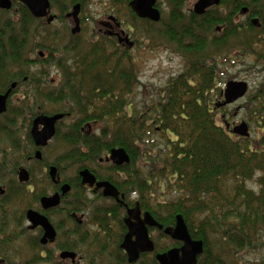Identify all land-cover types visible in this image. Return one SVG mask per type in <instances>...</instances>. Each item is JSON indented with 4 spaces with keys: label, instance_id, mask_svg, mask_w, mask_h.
Wrapping results in <instances>:
<instances>
[{
    "label": "trees",
    "instance_id": "trees-1",
    "mask_svg": "<svg viewBox=\"0 0 264 264\" xmlns=\"http://www.w3.org/2000/svg\"><path fill=\"white\" fill-rule=\"evenodd\" d=\"M110 1L111 11L119 10L118 16L126 18L120 17L123 25L133 27L134 37L146 40L148 51L173 45L172 49L185 59V69L164 87L156 107L137 111L130 97L140 71L132 49L121 47L115 39L104 38L103 43L111 48L93 46L86 54L75 51L77 63L83 65L72 75L67 63L56 61L52 49L42 46L52 54L48 67L61 68L65 80L64 86L49 98L64 106L52 113L79 116L73 123L72 134L68 132L63 137L71 154L68 159L74 165L89 167L111 150L123 148L131 162L113 167L121 175H114L118 182L111 178L109 181L123 191H134L141 208L165 228L175 226L177 216H183L192 237L205 245L198 264H235L228 262L226 256L234 259L241 252L255 249L264 236V82L241 109L244 121L256 126L255 138L233 134L236 125L231 124V119L237 110L217 105L224 101L220 63L234 62L233 58H221L219 54L232 39H237L235 44L245 47L244 52L249 55L264 43V25L260 29L236 23L239 12L249 4L251 17L258 16L264 9L263 0H222L221 7L202 16L186 10L189 0H166V17L158 24L138 18L129 7L131 0ZM45 26L49 27L44 23L42 27ZM217 27H222L221 33L216 31ZM0 32L3 38L5 33ZM12 35L6 45L3 39L0 44V81L4 83L17 73L28 74L24 69L11 73V66L31 63L25 50L35 33H29L28 28L21 39ZM256 40L258 43L252 46ZM259 56L262 59L257 61H264ZM97 68L103 70V80L95 74ZM84 84L86 89L92 87V94H83ZM100 122L105 124L98 133L81 131L87 123ZM154 135L160 136L163 150L159 151ZM257 176L258 190L249 186ZM168 196L172 199L166 201ZM103 231L108 232L105 226ZM214 237L222 245L216 254L209 242ZM165 238L173 245L171 248L179 246ZM155 243L156 253L169 250ZM153 264H158L155 257Z\"/></svg>",
    "mask_w": 264,
    "mask_h": 264
},
{
    "label": "flooded vegetation",
    "instance_id": "flooded-vegetation-1",
    "mask_svg": "<svg viewBox=\"0 0 264 264\" xmlns=\"http://www.w3.org/2000/svg\"><path fill=\"white\" fill-rule=\"evenodd\" d=\"M133 0L129 2V7L131 8L130 4ZM199 0L196 1V3ZM11 4L10 9H4L0 7V19L4 17L11 16L14 18L21 19L19 21V26L21 27L23 33H25L29 28V33H32V29L34 25L33 23H39V26L44 25L46 23L48 26H53L57 23L61 18H65L66 21L72 19L73 23L75 24L74 18L71 16L73 14L74 8L76 6H80V13H79V20H80V32L77 34H73V29L71 33L73 36H77L82 32V25H85L86 18L83 16V2H78L74 4L71 11L70 9L67 10L66 5L61 6L60 8L64 9L63 11H58V13L53 14V7H52V0H50L51 4V15L55 17L52 23L48 22L50 16L46 18H36L28 6L22 3L20 0H9ZM85 2V0H84ZM222 2V0H221ZM166 3V0H157L156 8L161 12L162 11V4ZM195 3V4H196ZM86 4V3H85ZM191 11L194 12V7ZM264 4V0H263ZM221 7V3L218 6H213L212 8L208 9L207 11L214 10L215 8ZM132 9V8H131ZM118 11L116 10V14L110 15L107 21H103L100 26L101 28L98 29L99 36L102 38H109L115 39L116 43L121 47H126L129 49H133L136 46L137 42H134L132 37V33L134 31L133 27L128 28L127 26L123 25L122 15L118 16ZM133 11V10H132ZM206 11V12H207ZM205 12V13H206ZM135 13V12H134ZM195 13V12H194ZM136 14V13H135ZM196 14V13H195ZM64 15V16H63ZM198 15V14H196ZM204 15V14H203ZM252 15V7L250 4L248 6H244L242 10L239 12L238 19L240 17L247 18L245 24L252 25L256 28H263L264 25V9L259 11L258 16L251 17ZM137 16V14H136ZM202 16V15H198ZM121 17V18H120ZM138 17V16H137ZM139 18V17H138ZM141 19V18H140ZM163 19V17H162ZM161 19V20H162ZM150 21L152 23L158 24L148 19H143ZM254 20H258V23H254ZM1 26V25H0ZM8 25H3L0 27V30L3 33H7L5 31ZM31 26V27H30ZM36 29V28H35ZM220 29V30H218ZM264 29V28H263ZM216 31L218 33L222 32V27H217ZM35 33V38L37 37V32ZM32 37V36H31ZM128 38L129 42L133 43V47H129L128 42L126 39ZM2 35L0 32V44L2 41ZM39 59H30L31 66L38 67V60L41 62L43 58V53H39ZM55 67V66H54ZM55 69V68H54ZM56 78H51L49 87L51 85L56 86L58 79H61V73H56ZM50 76H52L50 74ZM48 75H33L31 73H17L14 79H10L8 83H4L3 80L0 81V96H5L8 94L6 100V110L4 113L0 114V122L2 126L11 127L17 126L23 127L25 130V138H23L22 148L24 149L23 152L20 153V161H16L14 171L10 177L9 175L5 176L8 181H5V178H1L0 176V210L4 212V214L8 215L10 212L13 213V216L20 221V229L19 235L21 238L26 236H32L35 238L33 245L31 247L36 250L38 257L36 260L48 259L52 258V256L56 257V252H58V256L60 262L63 263H70V264H80L81 258H79V253L75 252L76 250H72L71 248H76L77 245L70 241V237L72 235H78L81 241L84 235L81 231L86 229L88 232H91L89 227L91 226L90 222H93L97 225V227L102 229L103 226L106 227L108 232H104L108 240L114 243V250L116 254L121 255L122 262L125 264H140L143 260L149 264L152 262L154 257L159 253H143L140 255V258L135 263H130L127 252L122 249V244L125 240L126 235L129 232V228L126 224V219L129 217V210L135 209L139 206L141 210V217L144 218L146 213H149L151 216L152 214L141 208L140 203L137 201L138 196L134 191L126 192L124 189H119L115 184L109 181V178L114 179V175L118 174L120 176V172L116 173L113 171V167H122L114 165L112 162H106L107 157L110 156V151L108 154L99 157L93 164L89 165V167H85L96 179V183L93 187L89 184H85L83 182V177L81 176V170H74L69 164H60L63 161V158L60 157L57 161L52 162L48 161V150L53 144V142L61 137V130L64 128L65 124L69 127V133L72 134L73 132V125L70 122H66L71 117V114L68 113H52L46 109L45 103H52L49 101L50 97L55 95L56 90L50 89H43L42 86L45 81L49 78ZM3 82V83H2ZM51 112V113H50ZM56 115H65V118L60 119L56 122L55 125V136L48 142L46 146H38L34 137H33V129L35 128V122L38 118L42 116L47 117H54ZM66 122V123H65ZM1 124V123H0ZM93 125H98L94 123ZM89 128L90 132H92L91 125H84ZM39 132L44 129L42 124L38 125ZM81 131H85V127H82ZM65 136V135H64ZM63 140V139H62ZM40 154V157H39ZM6 157V156H5ZM22 159V160H21ZM15 161V160H14ZM56 169L55 176L52 175V170ZM74 170V176L68 177V172ZM22 172H25V176H23V181L21 180L20 175ZM44 179V182H42ZM119 180H115L114 182H118ZM102 182H109L111 183L119 192V200L117 201L115 198L106 197L104 196V188L97 189V184ZM68 186L69 189L64 192V187ZM88 194L95 197V199L104 200L105 203L110 204V206L106 207H98L97 214L91 212L92 209L89 206L95 205V202L89 201L87 198ZM55 196L59 197V204L57 206H52L49 208H45L43 204L44 199H51ZM153 203L150 204L152 207ZM68 206V207H67ZM89 207V208H88ZM66 208L69 210L65 211ZM11 210V211H10ZM35 212L41 216H44L48 219L49 223L53 227L56 237L53 242L48 240L46 244H43L42 241L45 237L46 230L43 226L38 225L35 228L33 227V223L29 220L28 214L29 212ZM66 213L67 220V230L62 234L63 229L65 228V224L59 223L56 221V218L59 214ZM91 213V216H90ZM153 217V216H152ZM154 218V217H153ZM112 223H115V226L118 230V235H113L111 232L113 230ZM160 224V223H159ZM9 223H3V226L0 224V236L5 234L6 228H8ZM93 225V224H92ZM161 225V224H160ZM176 225V224H175ZM163 226V225H162ZM164 227V226H163ZM174 227V226H173ZM169 228V227H166ZM164 227V229H166ZM149 229V235L151 239L154 241L152 236V231H157L163 237H168L164 234V230H159L158 228H151ZM102 233V232H101ZM62 235V236H61ZM92 233L90 234V236ZM94 239L101 240L103 237L100 233L93 235ZM64 237L67 242L60 243L61 238ZM86 237V236H85ZM115 237V241H111ZM170 238V237H168ZM135 239V238H134ZM109 242V243H110ZM67 243V244H66ZM107 243V245H109ZM179 243V248L182 246V243ZM66 244V245H65ZM155 250H156V243ZM106 245V246H107ZM169 251V250H168ZM65 252H70L76 254V258L73 261L72 259H62L61 254ZM164 253V252H160ZM114 254V252H113ZM200 259V257H199ZM198 259V263H199ZM56 264L55 262H53ZM158 263V262H157ZM0 264H6L5 259H1L0 257ZM159 264V263H158Z\"/></svg>",
    "mask_w": 264,
    "mask_h": 264
},
{
    "label": "rangeland",
    "instance_id": "rangeland-1",
    "mask_svg": "<svg viewBox=\"0 0 264 264\" xmlns=\"http://www.w3.org/2000/svg\"><path fill=\"white\" fill-rule=\"evenodd\" d=\"M196 1L197 0H189L188 5H186V10L191 11ZM72 2H76V4L78 2H83V5H85L83 8V16L86 18V23L85 25H82V32L77 36L72 35L71 30L75 27L72 19H69L67 21L65 20V18H63L62 20L60 19L53 26L49 27H42L38 25L39 23H33L34 25H32V33L37 32V37L35 38L34 36H32L29 38L28 48H26L25 50V56H28L29 59H39V53H43L42 59H44L45 61L41 60L40 62L38 60V67L31 66L30 64L28 66H23L22 64L11 66V73H17L19 71H22L23 69L27 73H31L33 75H39L41 73L44 75H48L49 73V79L45 81L46 83L43 84L42 88L57 91L64 86L65 80H63L64 77L61 73V68H59L58 66H50V68L48 67L47 60H50V55L54 54V59L59 62L63 61L62 63H64V65L67 63L70 74L74 75L77 73L76 70L78 69V67L80 65H83V63H77L79 59H77L75 51L86 54L89 49H93V46H99L101 48L105 47L107 49L111 48V46L103 43L104 37L101 38L98 32V29L101 28L100 24L103 21H107L110 15L116 14V12L113 13L111 11V1L87 0V4H85L83 0H52V3L56 4L55 8L52 9L53 14L58 13V11H60L59 7L65 5L67 10L70 9L69 11H71L72 7L74 6ZM117 8H119V6ZM161 8L164 12L162 17L165 18V14L167 13V4L163 3ZM122 19L126 20L125 17H123ZM246 19L247 18L245 17H240L236 20V23L243 25L245 24ZM20 20L21 19L19 18L12 17V15L0 19L1 26L8 25L5 29L7 33L5 32V36L3 37L4 45H6L9 38L11 37L10 35L12 34V36L14 37L20 39L22 38L23 32L22 30H20L21 27L19 26ZM131 38L134 42H137L135 48L131 50V54L133 55V57L139 60L137 61V59H135V61L138 63L137 66L140 72L138 73L137 86L132 91V97H130V101L135 110L144 111L157 106L160 101V94L162 93L164 87L173 77L179 75L184 71L186 64L183 56L180 55L179 52H176L172 49L173 45H171L170 48H157L154 51H150V49L148 48V51L147 48H145L146 40H144L143 37L139 39L132 35ZM262 38L264 39V33L262 34ZM156 39L157 38H155L154 40ZM248 39H246L245 42ZM236 40L237 39H232V43L229 44L227 48L223 49L219 54L221 58H233L232 62H234V64L227 63L223 65L220 63L221 67H219V69L224 74L222 79L223 84L220 85L222 88H224L225 84L230 81H242L247 82L250 85L247 96L228 107L229 111L237 110V113L235 114L233 119H231V124H235L236 126H238L242 122L247 123L246 121H244L245 113L241 109L244 105L249 103V99L254 96V94L260 89L259 87L264 82V61H257L262 59L259 55L264 57V43L257 45L256 51L252 52V55H249L244 52L245 47L235 44ZM166 42L167 44H170L168 41ZM255 43H258L257 40L254 41L252 46H254ZM42 46L50 47L53 53L51 54L50 51L41 48ZM66 48H69V50H66ZM48 68L49 72H47ZM56 73H61V79H58V81H56V86L53 87V85H51L49 87L48 85L51 83L50 80L51 78H56ZM50 74L52 76H50ZM95 74L99 75L103 80V76H101L103 75V70H101V68H97V73ZM86 86L87 85L84 84L83 88L84 90H86V92L84 91L83 94H92V92H89L92 87L90 86L86 89ZM45 104H47L46 109L51 112L61 110V108L64 106V103L48 102ZM78 118L79 116L74 113L73 116L69 118L71 120H67L66 122H70L71 124H73L74 121L78 120ZM0 123V176L1 178L4 177L5 181H8L5 176L9 175L8 177H10L12 175L15 167V164L13 163L16 161H20V153L24 151V149L22 148V143L23 138H25V130L19 125L4 128V126H2L3 122ZM103 124L105 123L100 122L98 125L87 123L85 125H91V130L98 133L103 127ZM248 125L250 129L249 138L254 139L256 135V126H250V124ZM84 127L86 130L89 129L86 126ZM68 132L69 127H67V125L65 124L64 128L61 130V137L57 138L48 150V161L55 162L62 156L64 152L68 151V146H65L62 140L64 135H66ZM153 139L156 142L159 151L163 150L164 143L161 140L160 136L154 135ZM73 172L74 170L68 172L67 176L73 177ZM258 178L259 176L249 182V186L251 188L258 190ZM42 182H44V179ZM87 198L89 199V201L95 202V205L89 206L92 208L90 210L94 214L98 213L96 210L98 207L110 206V204L105 203L103 199L96 200L95 197L90 194H88ZM169 199H172V196L165 197L166 201H168ZM67 210H69V208L65 209V211ZM66 215V213H62L59 214L56 218L57 222L66 225L62 231V234L65 232V230H67V222H64L67 220ZM5 222L9 223V225L8 228H6L5 234H2L0 236V257L1 259L6 260V264H54L53 262H55L56 264H65L63 262H60L59 257H57L59 254L58 252H56L55 254L56 257L52 256V258L42 259L39 261L38 259L36 260V257H38L37 252L33 247H31L35 238L30 235L23 238L18 236L20 221H18L13 216L12 212H10V214L8 215H5L4 212L0 210L1 226H3V223ZM90 223L91 226L89 227V229L91 232H88L86 229L81 231L84 235V242L79 239L78 235H72V237H70V241H73L72 243L77 245V250L75 252L79 253V258H81V260L79 261L80 264H125L124 262H122V260H119L121 259V255L116 254L115 250L113 249L114 243L108 240V238L106 237L107 233L105 235L104 231H102V229L99 230L95 223ZM112 226L114 232L112 231L111 233L113 235H118V230L115 226V223H112ZM91 233L92 235L90 236ZM98 233H100L103 237L105 236V238H101L100 241L94 239L93 235ZM151 234L154 238V241H157L160 247H167L170 249L173 246L168 239L163 237L157 231H152ZM217 238L218 237H214L209 240L212 252L214 254L219 253V249L222 246ZM67 240L68 239L62 237L60 243L63 244L64 241L67 242ZM111 241H115V237ZM107 243H109V245H107ZM257 246L254 247L255 249H249L243 253L241 252L235 255L234 259H232V257L226 256V260L228 262H230L231 260V262L235 264H264V236L262 242ZM145 263L147 262L143 260L140 264ZM66 264L70 263L67 262ZM149 264H152V262H149Z\"/></svg>",
    "mask_w": 264,
    "mask_h": 264
},
{
    "label": "water",
    "instance_id": "water-1",
    "mask_svg": "<svg viewBox=\"0 0 264 264\" xmlns=\"http://www.w3.org/2000/svg\"><path fill=\"white\" fill-rule=\"evenodd\" d=\"M26 4L36 18H46L48 16V22L52 23L55 19L51 15V4L50 0H20ZM157 0H133L130 4L132 10L141 19H148L153 22H160L162 19L161 12L156 8ZM221 0H199L194 7V12L198 15H203L205 12L213 6L220 5ZM0 7L4 9H10L11 4L9 0H0ZM80 6L74 8L73 14L71 15L75 20V27L73 34L80 32V20H79ZM254 23H258V20H254ZM220 30V29H218ZM129 47H133V43L126 39ZM249 84L247 82L230 81L226 84L225 89L222 93L224 101L217 105V108L230 106L237 103L239 100L245 98L249 92ZM8 94L0 96V114L6 110V100ZM65 118V115H56L54 117L42 116L35 122V128L33 129V137L38 146H46L50 140L55 136V125L60 119ZM42 124L44 129L39 132L38 125ZM232 133L243 138H249V126L247 123L242 122L240 125L235 126L232 129ZM40 157V154H39ZM131 161L129 154L123 148L113 149L110 152V156L107 157L106 162H112L114 165L121 166L129 164ZM56 169L52 170L53 177L55 176ZM25 172L20 175L23 181ZM83 182L93 187L96 183L95 177L88 171L85 170L81 173ZM104 188V196L115 198L119 200L118 190L109 182H102L97 184V189ZM69 189L68 186L64 187V192ZM43 204L45 208L57 206L59 204V197L55 196L51 199H44ZM29 220L34 224L32 228L41 225L46 230L45 237L42 241L46 244L48 240L54 241L56 233L49 223L48 219L35 212L30 211L28 214ZM126 224L129 228V232L125 237L122 244L129 258L130 263H135L143 253H154L155 244L149 235V229L158 228L164 230V234L170 237L172 240L182 243L179 248H173L167 252L159 253L156 255V260L159 264H198V259L204 254V242L202 240H195L189 232L188 226L183 216L178 215L176 218V225L164 229L149 213L141 217V210L137 206L133 210H129V217L126 219ZM135 238V239H134ZM62 259L76 258V254L65 252L61 254Z\"/></svg>",
    "mask_w": 264,
    "mask_h": 264
},
{
    "label": "bare ground",
    "instance_id": "bare-ground-1",
    "mask_svg": "<svg viewBox=\"0 0 264 264\" xmlns=\"http://www.w3.org/2000/svg\"><path fill=\"white\" fill-rule=\"evenodd\" d=\"M70 152L69 151H66L62 154V158H63V161L67 164H69L74 170H81V172L85 171L86 168L82 165H74V162H72L69 158L70 156Z\"/></svg>",
    "mask_w": 264,
    "mask_h": 264
}]
</instances>
